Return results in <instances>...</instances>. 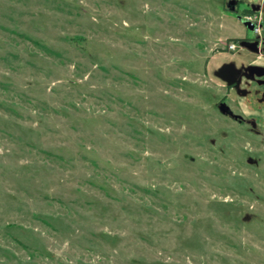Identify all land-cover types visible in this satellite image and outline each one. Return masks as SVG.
I'll return each mask as SVG.
<instances>
[{"label": "rangeland", "instance_id": "1", "mask_svg": "<svg viewBox=\"0 0 264 264\" xmlns=\"http://www.w3.org/2000/svg\"><path fill=\"white\" fill-rule=\"evenodd\" d=\"M262 10L0 0V264H264V179L214 109Z\"/></svg>", "mask_w": 264, "mask_h": 264}, {"label": "flooded vegetation", "instance_id": "2", "mask_svg": "<svg viewBox=\"0 0 264 264\" xmlns=\"http://www.w3.org/2000/svg\"><path fill=\"white\" fill-rule=\"evenodd\" d=\"M254 24L237 41L238 56L224 62L229 71L214 77L221 83L214 109L235 127L240 170L264 179V23Z\"/></svg>", "mask_w": 264, "mask_h": 264}, {"label": "water", "instance_id": "3", "mask_svg": "<svg viewBox=\"0 0 264 264\" xmlns=\"http://www.w3.org/2000/svg\"><path fill=\"white\" fill-rule=\"evenodd\" d=\"M247 25H250V26H252V23L251 22H247ZM231 66V64H225V65H223L220 69H218L216 72H215V75L217 76V77H219V78H222L223 76V74L225 73V72H227V71H229V70H227L229 67ZM222 106H224V105H222ZM245 221H250V217L249 216H246L245 217Z\"/></svg>", "mask_w": 264, "mask_h": 264}, {"label": "built area", "instance_id": "4", "mask_svg": "<svg viewBox=\"0 0 264 264\" xmlns=\"http://www.w3.org/2000/svg\"><path fill=\"white\" fill-rule=\"evenodd\" d=\"M251 23H252L253 25H255V24H254V21H253V22H251ZM231 48H232V49H233V48H235V45H233Z\"/></svg>", "mask_w": 264, "mask_h": 264}]
</instances>
